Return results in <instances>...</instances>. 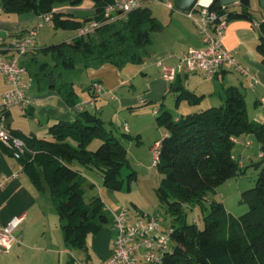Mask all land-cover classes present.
I'll use <instances>...</instances> for the list:
<instances>
[{"label": "trees", "instance_id": "obj_1", "mask_svg": "<svg viewBox=\"0 0 264 264\" xmlns=\"http://www.w3.org/2000/svg\"><path fill=\"white\" fill-rule=\"evenodd\" d=\"M83 1L0 0V5L8 13L32 12L41 16L51 12L57 29L78 31L91 19L102 22L85 35L45 47L35 46L22 60L40 88L57 90L69 106L77 109L76 118L54 122L48 137L13 131L28 145L19 162L36 189L49 195L59 214L66 246L79 250L89 261L90 235L99 233L113 218L100 196L90 202L85 200L86 178L74 163L96 170L105 188L119 191L124 186L123 169L129 164L124 140L136 137L116 134L97 112L80 109L79 93L65 75L79 65L85 70L105 63L118 67L143 63L153 33L164 25L147 4L115 22L104 20V9L113 0H91L93 18H79L72 12L55 9L59 4L79 6ZM220 1L214 0L211 10L226 12L229 19L254 18L252 7H218ZM260 30L257 51L264 63V20ZM10 52L0 48V54ZM180 97L195 105L202 99V95L184 87ZM157 120L167 134L159 145L157 167L162 177L156 194L159 211L165 210L173 228L172 250L163 256L161 264H264L263 160L250 165L259 173L255 184L242 191V201L248 205L244 214L235 215L216 200L206 205L211 192L245 171L235 156L239 138L253 134L262 141L264 149V122L250 118L245 93L232 86L220 105L182 114L178 119L165 111ZM97 140L98 148L92 149ZM130 176L136 175L133 172ZM194 205L207 209L203 227L197 220H188V211ZM66 264H74V260Z\"/></svg>", "mask_w": 264, "mask_h": 264}, {"label": "crops", "instance_id": "obj_2", "mask_svg": "<svg viewBox=\"0 0 264 264\" xmlns=\"http://www.w3.org/2000/svg\"><path fill=\"white\" fill-rule=\"evenodd\" d=\"M257 1L260 3V0ZM151 2L153 1L146 4L150 6ZM240 7V3L231 4L233 9H240ZM80 8V5L74 7L59 4L55 9L72 12L79 18H93V2L88 6L93 11L91 15L80 17L81 15H78ZM150 8L153 13L151 6ZM171 10L178 9L175 7ZM261 14L258 17L253 13V19H229L223 36L224 46L234 51L237 61L256 76L257 81L254 85H252L250 76L242 74L233 67H224L214 78H206L199 72L187 70L178 71L174 79L168 78L167 69H177L180 59L190 48L204 46L197 23L186 11L180 10L170 13L167 23L162 22L164 27L152 37V43L148 48L149 54L145 56L143 63H127L123 67L105 63L102 66L85 70L79 65L74 71L80 78L84 77L82 90L75 83L74 77L68 80L65 75V78L75 84L79 93L78 106L80 109L97 112L105 121L106 126L112 128L115 133L120 132L117 130L119 126L121 134L136 137V139L126 138L124 140L129 163L134 165L132 167L140 166L143 172H148L146 169L152 171L153 166L150 161L155 147L167 134L166 129L157 120L165 111L178 119L182 114L220 105L228 95V88L235 86L245 93L250 118L264 122V63L257 51L261 36L260 22L264 20V11ZM195 15H199L198 11H195ZM37 21H40V16L32 12L1 14L0 33L5 38V42H0V48H8L11 40L23 36L26 31L36 27L39 23ZM77 35L78 33L71 39ZM6 55H11V53H6ZM26 79L28 81L27 92L34 102L26 109L15 106L19 110L16 114L19 115L21 122L16 121L14 107L10 109L9 126L12 132L20 131L31 137H48L49 127L54 122L71 121L76 118L77 109L69 106L57 90L40 88L29 74L26 75ZM94 81H99L103 85L99 95L94 94L92 88ZM182 87L202 95L200 102L195 105L180 97ZM8 88L5 77L0 73V92ZM83 101L85 104L81 105ZM261 153L264 154L262 141L255 135H247L237 140L235 156L241 167L245 169L244 172L248 171L251 164L262 160L264 162V155L261 156ZM21 166L19 160L14 158L0 141V183L4 176L17 173L16 177L0 186V226L6 225L16 217H22V222L15 231L21 241L15 243L9 251L4 250L5 254H0V264H66L71 260H74V264H95L98 260L109 257L114 246L115 215L123 208L128 209L129 199L119 194L121 190L119 192L105 188L103 178L96 170L84 166L90 170L86 172L83 168H79L86 178L83 184L85 193L87 188L94 190L99 187V196L105 203L106 211L113 218L112 222L106 224L99 233L90 235L92 237L89 241L91 259L87 261L82 252L79 256L75 252L76 249L66 246L60 217L49 195L36 189ZM154 167L157 166L154 165ZM161 177L159 171L150 173L146 178L136 177V186L139 190L141 188L143 195L147 193L148 197H151L152 205H147L143 199L133 197L131 203L135 213L131 214L128 209L132 219H137L144 214H152L154 210V213L159 211V200L155 193ZM231 179H237L238 185L240 184L239 190L242 192L244 187H241L240 183L241 174ZM231 179L223 185L230 183ZM131 189L130 185L129 190ZM211 199L209 195L206 205ZM155 201L157 207L153 209ZM3 256H6L4 263L2 262Z\"/></svg>", "mask_w": 264, "mask_h": 264}, {"label": "built area", "instance_id": "obj_3", "mask_svg": "<svg viewBox=\"0 0 264 264\" xmlns=\"http://www.w3.org/2000/svg\"><path fill=\"white\" fill-rule=\"evenodd\" d=\"M150 1H159L168 8L175 9L174 0H113L104 9V20L115 22ZM213 2L214 0H196L194 5L186 11L197 23L204 46L190 48L180 59L177 69H167V76L169 79H174L178 71L187 70L199 72L206 78H214L224 67H233L242 74L250 76L252 85H254L257 81L256 76L237 61L234 51L227 49L223 44V36L229 17L226 12L219 13L216 10H211ZM195 11H198L199 15H195ZM4 12L3 6L0 5V15ZM52 19L53 13L51 12L41 15L36 27L26 31L23 36L10 41L8 49L11 51V55L0 54V73L5 77L9 86L8 89L0 92V141L17 160L28 149V145L23 138L15 135L10 129L9 111L15 106L22 109L29 108L34 102V99L27 92L26 75L28 71L22 63V57L37 45V35L40 28L46 23H52ZM101 23L95 18L89 20L78 29V35L82 36L94 31ZM0 42H5L1 33ZM92 88L94 94L99 95L103 85L99 81H94ZM84 104V101L81 102V105ZM159 145L157 144L155 147L154 165L156 166L159 161ZM263 155L261 153V156ZM16 176L17 173L4 176L0 186ZM164 219L165 217L160 211L132 219L128 209H121L115 215L113 222L115 238L111 255L98 260L95 264H161L163 256L172 250L171 233L173 228L170 227L169 230L164 228ZM21 222L22 217H16L6 225L0 226V246L5 251H9L15 243L21 241L20 237L15 234Z\"/></svg>", "mask_w": 264, "mask_h": 264}, {"label": "rangeland", "instance_id": "obj_4", "mask_svg": "<svg viewBox=\"0 0 264 264\" xmlns=\"http://www.w3.org/2000/svg\"><path fill=\"white\" fill-rule=\"evenodd\" d=\"M89 4H92L91 0H85L84 3H82L80 5L81 8L79 9V12H78L79 13L78 15H81L80 17H84V16H88V15L92 14L93 11L88 8ZM150 6L153 9L154 15L157 16L159 18V20L161 22H163L164 24L168 22V19L170 18V13L179 12V10L173 11V10L169 9L168 7H166L161 2L153 1L150 3ZM251 7L253 10V13L256 16L259 17L262 15L261 12L264 11V7L260 3H258L257 0H252V6ZM38 22L39 21H37V23ZM77 33H78V31H75V30L57 29L53 25H51L50 23H46L39 30V33L37 35V44L39 47H45V46H49V45H53V44H58L62 41H67V40L71 39V37L73 35H76ZM155 35H156V32L153 33V36H155ZM149 47H150V45H149ZM66 76H67L68 80L72 79L74 77L73 79H76L75 83L78 85L80 90H82V83H83L82 80L84 78L83 76H81V78H80L78 73H75L74 69L68 71L66 73ZM18 111L19 110L17 108H15V107L13 108V112L16 115V121L17 120L20 121V119L18 117L19 115L16 114ZM117 130L121 132L119 126H117ZM120 132L119 133L117 132V133L121 134ZM48 135H49V133H48ZM99 144H100V141H98V140L95 141L91 146L92 149H97ZM155 154H156V150L154 152V155H152L151 161H150V164L153 166L152 171L149 169H146L148 172H143L142 170H140V168H139L140 166H137L138 168L132 167V166H134L132 163L131 164L129 163L123 169L124 186L121 189V193H119V194L122 197L126 196V198L129 199L128 209H130L131 214L135 213V211H134L135 209L133 208L132 203H131L132 199H134L133 197L139 198L140 200L143 199L144 201H146L147 205L148 204L152 205L151 200H150L151 197L149 198L147 193H145V195H143L141 188L139 190V188L136 186V177L138 176V178H140V177L146 178L147 175H150V173L158 172V167H154V165H153ZM74 166L78 169L83 168L84 170H86V172H90V170L86 169L79 162H75ZM133 172L135 173L136 176H130V174ZM258 173H259V170L256 167L250 166L248 168L247 172H243L241 174V176H242V179L240 181V183L242 185L241 187H244L243 189H246L248 187H252L255 184ZM231 180L232 181H229L230 183H227L226 185L222 184V185H220L222 187H220V186L217 187L218 188L217 191L215 190V191L210 193V197L212 199L209 201V203L212 200H216V201L222 200V201H224L223 204L227 208V210L233 212V214H235V215H241V214H244L248 210V205L242 201V192H241V190H239L240 184L238 185L237 179H231ZM130 185L132 186L131 190H129ZM140 187H141V183H140ZM99 194H100L99 187L95 188L94 190L87 188V191L84 195L85 200L87 202H90L93 199V195L99 196ZM155 195H156V193H155ZM156 204H157V202L155 201L153 206H152L153 209H155L157 207ZM207 205H209V204H207ZM154 211L152 213H154ZM206 211H207V209L204 210L200 206H195L194 209H192V210L189 209L188 220L189 221L197 220V221H199V225L201 227H203L204 226L203 215L206 213ZM161 212L163 213V215L165 217L164 222H163V226L169 230L171 227V218L165 214V210L162 208H161ZM91 236L89 237V241L92 238ZM75 252L77 255L81 256V252L79 250H77ZM0 254H5L4 249H2L1 247H0ZM2 259H3L2 262L4 263L6 256H3ZM8 259H9V256H8Z\"/></svg>", "mask_w": 264, "mask_h": 264}, {"label": "water", "instance_id": "obj_5", "mask_svg": "<svg viewBox=\"0 0 264 264\" xmlns=\"http://www.w3.org/2000/svg\"><path fill=\"white\" fill-rule=\"evenodd\" d=\"M196 0H174L175 7L180 11L189 10ZM240 3L242 6L251 7L252 0H221L217 6L225 7L231 4ZM261 5L264 7V0H260Z\"/></svg>", "mask_w": 264, "mask_h": 264}]
</instances>
